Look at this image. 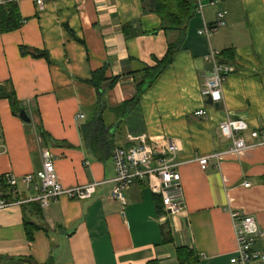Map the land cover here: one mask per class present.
<instances>
[{"label":"crops","instance_id":"0c3cea01","mask_svg":"<svg viewBox=\"0 0 264 264\" xmlns=\"http://www.w3.org/2000/svg\"><path fill=\"white\" fill-rule=\"evenodd\" d=\"M145 3L48 0L37 11L32 0H19L24 22L0 32V175L18 179L11 198L36 194L37 180L27 186L21 179L42 170L45 150L63 187L97 184L86 200L62 196L46 210L35 202L0 210V264H230L233 212L255 219L262 235L253 248L264 252V0H201L202 13L193 6L181 32L162 29ZM219 13L223 25L209 39L198 35ZM169 43H179V50L134 108L122 119L110 112L133 100L143 69L155 67ZM211 50L231 68L219 108L202 96L212 74ZM93 74L105 78L101 100ZM12 92L30 123L13 113ZM99 101L105 124L119 123L115 146L145 136L156 158L169 143L177 147L168 155L181 180L179 215L164 209L147 179L126 189L124 207L110 198L113 162L91 154L79 132ZM78 114L84 118L77 120ZM227 119L248 125L242 136L249 149L224 154L231 143L220 124ZM217 153L222 157L211 156ZM206 156L202 170L198 159Z\"/></svg>","mask_w":264,"mask_h":264},{"label":"built area","instance_id":"2783aa9c","mask_svg":"<svg viewBox=\"0 0 264 264\" xmlns=\"http://www.w3.org/2000/svg\"><path fill=\"white\" fill-rule=\"evenodd\" d=\"M19 0H0V5L16 3ZM48 0H32L37 11H43ZM196 9L202 13L201 0H194ZM222 14H217L216 24H203V28L198 31V35L205 36L207 39L211 33L223 25ZM219 52L211 50L208 59L212 62V74L207 78L202 88L204 100L210 99L213 104L220 103L222 100V87L227 74L231 68L218 61ZM198 115L204 116V111L199 110ZM84 115H76V119H83ZM220 130L230 141L231 145L224 154L232 152L239 153L251 146L245 143L242 134L248 130V125L239 119H227L220 124ZM127 141L133 143L127 147L116 146L111 155L115 175L111 180L112 191L110 198L119 202L123 207L127 204L126 189L142 182L144 179L150 181L151 190L160 196L165 210L172 215H179L184 205L183 191L180 185V175L168 152L174 154L177 150L175 145L169 143V146L160 150V155L156 158L155 149L147 141L145 136L139 138L128 137ZM223 153L211 155L216 159L221 158ZM210 156L198 159L202 170L206 169ZM36 179V194L29 199L14 200L11 198L12 192L16 193L18 179L12 174L0 175V210L12 205L23 204L25 202H35L42 210H46L52 203L62 196L73 200H86L95 194L97 184H88L83 186H74L70 188L63 187L55 171L53 157L49 151L42 152V170L35 175H27L21 179V182L29 186ZM249 183H244L243 187H249ZM233 219V228L236 240L235 254L229 259L230 264H264V252L254 249V243L262 233L255 219L251 216L238 212L231 214Z\"/></svg>","mask_w":264,"mask_h":264},{"label":"trees","instance_id":"16d2710c","mask_svg":"<svg viewBox=\"0 0 264 264\" xmlns=\"http://www.w3.org/2000/svg\"><path fill=\"white\" fill-rule=\"evenodd\" d=\"M145 3L146 11L158 14L161 20V28L170 31H183L185 24L192 16V7L196 9L194 0H146ZM24 20L21 18L17 4L9 3L0 6V32L10 33L21 27ZM216 22L213 24V26ZM208 25V24H207ZM210 26V25H209ZM179 43H172L168 45L165 56L157 61L156 66L153 68L145 67L143 69V78L137 80L136 93L131 101L124 102L115 109H109L110 112L115 113L118 118L122 119L129 111L134 108L137 104L140 95L152 84L153 81L171 64L174 54L179 50ZM22 52L35 58H46L47 56L43 52L30 51L29 49L21 48ZM227 52L223 51L220 54L227 56ZM222 58V57H221ZM135 76V75H133ZM114 78L111 81L110 86L117 80ZM105 80L102 74H93L91 84L97 89L99 100L102 99L103 94L99 87L101 82ZM5 96L0 88V97ZM11 109L13 113L19 114L20 110L17 108V99L12 92L7 95ZM101 107H105L101 101L95 106L94 114L87 120L83 125L79 126V132L86 145V148L90 150L91 154L97 157L100 161L111 160L114 145V134L111 133L113 126L105 124L104 119L101 115ZM98 109V110H97ZM162 203V202H161ZM163 206V205H162ZM25 227H28V223H25Z\"/></svg>","mask_w":264,"mask_h":264},{"label":"water","instance_id":"95a60500","mask_svg":"<svg viewBox=\"0 0 264 264\" xmlns=\"http://www.w3.org/2000/svg\"><path fill=\"white\" fill-rule=\"evenodd\" d=\"M205 103L207 105H214L215 108H219V104L218 103L213 104L210 99H207ZM19 118L25 123H30V119L27 117L25 111L23 110L19 112ZM118 127H119V123L112 128L111 133L114 134L118 129Z\"/></svg>","mask_w":264,"mask_h":264},{"label":"bare ground","instance_id":"6f19581e","mask_svg":"<svg viewBox=\"0 0 264 264\" xmlns=\"http://www.w3.org/2000/svg\"><path fill=\"white\" fill-rule=\"evenodd\" d=\"M1 6V5H0Z\"/></svg>","mask_w":264,"mask_h":264}]
</instances>
